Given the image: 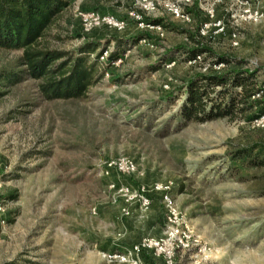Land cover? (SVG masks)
Masks as SVG:
<instances>
[{"label":"rangeland","instance_id":"rangeland-1","mask_svg":"<svg viewBox=\"0 0 264 264\" xmlns=\"http://www.w3.org/2000/svg\"><path fill=\"white\" fill-rule=\"evenodd\" d=\"M65 1L50 47L96 43L104 76L85 99L47 101L38 81L4 79L22 52L0 49V264H264V165L232 160L264 147V126L179 116L209 68L263 83L264 0ZM90 14L126 26L87 30ZM195 47L229 65L188 61ZM123 157L136 173L106 176Z\"/></svg>","mask_w":264,"mask_h":264},{"label":"trees","instance_id":"trees-1","mask_svg":"<svg viewBox=\"0 0 264 264\" xmlns=\"http://www.w3.org/2000/svg\"><path fill=\"white\" fill-rule=\"evenodd\" d=\"M67 7L65 0H0V49L21 51L19 65L23 68L4 79L25 75L38 81V89L47 101L85 99L90 88L104 76L100 61L105 50L100 51L96 43L86 42L74 52L50 47L48 32ZM185 53L188 61L197 62L209 54L215 58L216 66L229 65L226 57L214 55L206 48L195 47ZM119 57L111 54L108 61L114 63ZM261 84L257 82V71L241 68L216 72L209 68V73L191 81L179 116L186 123L235 120L239 116L255 122L264 114V81ZM254 153L242 149L232 160L263 166L264 147Z\"/></svg>","mask_w":264,"mask_h":264},{"label":"built area","instance_id":"built-area-1","mask_svg":"<svg viewBox=\"0 0 264 264\" xmlns=\"http://www.w3.org/2000/svg\"><path fill=\"white\" fill-rule=\"evenodd\" d=\"M83 19H84V23H86L87 30H90L92 28V25L101 26L102 24H107L118 30L123 29L126 26V22H124L123 20H116L113 17H105V16L101 18L95 14L86 15L83 17ZM92 21L95 24H92ZM157 28L160 29V26H157ZM200 59L201 58L199 57L198 60ZM255 122L260 126H264V114L261 116V118L255 120ZM110 170H114L115 172H118L120 175H123V176L133 175L136 173V166L133 161L129 160L127 157H123V158H119L116 160H111L110 162L107 163V169L105 171L106 176L110 174L109 172ZM157 189H160V187H157ZM145 194H146V188L141 187V190L138 191L136 197L142 202L145 208H148L150 206L149 204L150 200L145 196ZM165 200L168 202V204H170V206H172V204L170 203L167 197L165 198ZM1 210L2 208L0 207V211ZM146 245H147L146 242H143L142 245L133 247L131 251H129V254H128L129 258L132 256V254L140 255L142 248L146 247ZM135 264H138V263H135Z\"/></svg>","mask_w":264,"mask_h":264}]
</instances>
